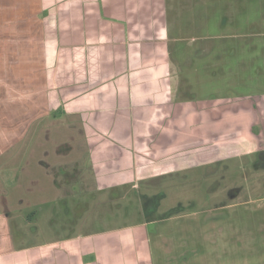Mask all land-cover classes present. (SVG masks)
<instances>
[{
	"label": "rangeland",
	"instance_id": "1",
	"mask_svg": "<svg viewBox=\"0 0 264 264\" xmlns=\"http://www.w3.org/2000/svg\"><path fill=\"white\" fill-rule=\"evenodd\" d=\"M136 1L148 6L160 29L169 12L171 31L152 32L158 34L150 39L155 47L139 51L153 48L171 60L168 72L154 80L155 101L186 99L200 111L187 118L188 126L199 123L187 131L202 135L199 164L99 189L90 176L91 152L80 140L83 130L70 125L63 88L50 85L56 106L19 109L28 118L26 134L13 138L10 128L1 129L0 253L147 219L156 221L150 227L156 258L170 249L186 257L179 264H264V0ZM145 67L139 62L141 73ZM32 69L27 62L26 72ZM27 80V89L29 81H39ZM11 88L15 106H0V112L18 113L25 99L41 104L42 97L34 101L28 91L22 97ZM146 89L140 86L144 95Z\"/></svg>",
	"mask_w": 264,
	"mask_h": 264
},
{
	"label": "crops",
	"instance_id": "2",
	"mask_svg": "<svg viewBox=\"0 0 264 264\" xmlns=\"http://www.w3.org/2000/svg\"><path fill=\"white\" fill-rule=\"evenodd\" d=\"M152 13L136 0H0V106H15L10 100L11 85L22 97L26 91L34 101L42 97L41 104L28 105L26 99L18 103V113L13 115L2 109L0 136L1 129L7 128L13 138L26 134L28 118L22 117L21 106H56L49 98L51 85L63 88L70 125L75 123L83 130L80 140L91 152L90 176L99 189L117 190L175 174L193 162L198 165L195 161L201 159L204 148L202 135L189 137L188 127H199V123L188 126L187 118L200 111L189 108L195 103L186 99L155 101L154 80L165 69L168 72L171 60L155 54L153 48L139 51L150 44L155 47V40L150 39L158 34L152 32L171 31L169 12L162 14L165 24L161 29L154 26ZM27 62L32 75L26 72ZM139 62L145 63L143 73ZM155 62L159 63L157 70H153ZM33 77L39 81H29L27 89V79ZM140 78L151 80L140 84ZM142 85L147 88L145 95ZM43 89L47 90L45 100ZM188 141L194 146L188 148ZM259 150L264 152L263 147ZM148 211L155 209L150 206ZM155 223L146 219L126 227L72 234L51 245L11 249L0 253V264L185 262L186 257L177 258L170 249L156 258L150 230Z\"/></svg>",
	"mask_w": 264,
	"mask_h": 264
}]
</instances>
